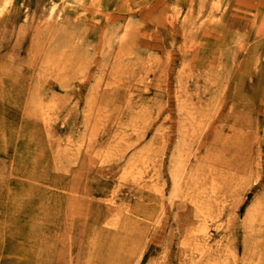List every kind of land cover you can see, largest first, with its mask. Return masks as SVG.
I'll return each mask as SVG.
<instances>
[{
  "label": "rangeland",
  "instance_id": "374dc122",
  "mask_svg": "<svg viewBox=\"0 0 264 264\" xmlns=\"http://www.w3.org/2000/svg\"><path fill=\"white\" fill-rule=\"evenodd\" d=\"M131 1L104 0L103 3L112 15H118L125 14ZM146 1L147 7L154 9L149 4L153 0H142L145 6ZM249 1L262 5L260 0ZM24 3L27 0H12L11 6L19 8ZM155 3L158 16L156 11L153 15L132 19L137 43L125 50V56L119 58V67L112 60L109 64L107 57L95 47L85 48L75 25L66 26L71 39L63 43L67 47H61L60 54L44 44L47 36L34 37L30 30L20 33V22L0 28V68L7 69L0 73L2 94H20L30 84L32 98L28 100V94L24 93V99L44 111L42 119L46 123L43 125L49 130L38 142L39 151L28 148L32 147V140L23 138L22 134L29 135L25 131L19 132L22 137L14 145L0 141V190L4 197L0 201V217L5 215L2 208L14 202L13 196L6 193V185H1L2 181L10 180L7 186L18 192V181L34 185L25 191L21 205L10 203L8 214L12 217L0 222V264H33L31 259H37L38 264H125L127 261L134 264L138 234L127 229L125 220L118 236L107 235L101 239L91 229L100 223L102 215L88 214L85 202L68 201L45 215L37 223L39 227L44 226L43 230H37L44 235L31 249L32 243L24 241L27 221L34 216V205L48 195L46 191H55L58 186L74 189L79 198L94 196L91 200L102 204L108 203L109 193L114 192V207L125 208L127 217L133 215L141 223L154 225L156 231L140 248L143 253L138 264H264L262 240L257 252L243 250L244 239L253 234L248 224L255 226L262 219L264 229V104H255L256 111L246 119L249 122L237 116L234 125V118L228 124L214 125L220 126L218 129L229 126L228 134L203 140L207 129L203 131L202 127L199 139L192 127L205 111L216 105L211 102L218 101L221 89L220 78L214 74L215 65L211 63H225L227 45L211 40L209 46H203V40L205 43L207 39L203 38L206 0H156ZM141 6L144 8L140 3L138 7ZM30 7L34 18L38 14L33 4ZM171 9L178 15L173 24L168 18L165 20ZM256 21L252 24L256 26V33L246 28L240 32L249 43L264 31V15H257ZM100 25L103 31L88 33L87 44L97 47L110 36L112 25L105 22ZM152 57L155 62L149 70L148 59ZM30 77L33 78L30 80ZM258 96L260 100L256 102L263 99V88ZM30 107V112L25 110L22 114L39 119L30 114ZM4 108L6 105L0 103V126L6 125V134L12 116ZM27 125L31 128L32 123ZM81 136L96 149L97 156L88 162L67 163L69 171H63L64 178L59 171H51L50 177L46 173L39 175L37 166L33 165L28 172L20 165L27 161L25 151L38 152L33 162L41 159L43 151L51 159V144H56L58 152L72 150L86 142ZM177 152H187L181 182L188 186L179 193L170 178L171 160ZM9 157L16 174L7 167ZM194 166L198 170L195 175L200 178L189 179V170ZM122 168L127 173L122 174ZM71 174L76 177L71 179ZM140 177L143 179L139 180ZM33 190L39 193H32ZM205 190L210 199L203 194ZM172 191L177 196L169 197ZM160 195L163 210L154 223L160 211L154 214ZM253 208L254 215L247 218V211ZM42 214L38 211L36 217ZM198 225L207 227L214 246V252L206 258L192 250L193 244L192 248L185 245L190 228L198 230Z\"/></svg>",
  "mask_w": 264,
  "mask_h": 264
},
{
  "label": "bare ground",
  "instance_id": "6f19581e",
  "mask_svg": "<svg viewBox=\"0 0 264 264\" xmlns=\"http://www.w3.org/2000/svg\"><path fill=\"white\" fill-rule=\"evenodd\" d=\"M155 1L153 0L149 3L150 7H152L153 5L154 8L150 9L147 7V1L145 6L142 0H132V8H129V6H127V8L124 10L125 14L120 12L121 14L112 15L114 13L106 9V5L103 3L104 0H27V3H24L22 5L23 7L19 8L11 6L12 0H0V28H6L7 26H11L14 23L20 22L21 26H18L20 27V33L25 34L27 33V30H30L32 31V35H34V37L39 36V34L47 36L44 44L47 45L48 48L51 47L52 49H56V52L60 54L61 47H67L63 43H67L69 39H71L70 36L67 35L66 26L69 24H71L72 26L75 25L79 38L82 40L83 44L86 45L85 48L93 49L95 47L96 49L102 51V53L107 57L109 64L112 60L113 62L115 61L114 63L116 67H119L121 61L119 60V58L125 56V50H129L131 46L136 45L137 43L135 40L137 35L131 28L132 19L140 15H153L156 11V16H158L159 13ZM260 2L262 5L252 4V1L249 0H206V4L203 3V38H207L205 40V43L203 40V46H209L211 40L215 43L223 41L226 43L227 49L224 53V56L226 58L224 64L216 65L215 61L211 63V65H215L214 74H216V77L220 78L221 89L219 92V96L216 95L218 96V101L211 102L212 104L216 103V109L215 106H211V108L205 111L203 113V116H201V118L196 121V125L192 127V131L196 135H198L197 137L199 139L201 138L199 135L202 133V127H204L203 131L207 129L205 134L203 135V140L207 139L208 137H210V139L212 137L216 139L217 135L223 136L228 134L231 130L229 126H223L221 129H218L220 126L214 127V125L217 122L219 124L223 122H226L228 124V122L233 118L234 119L232 120V122L234 125L237 116L245 117L244 121L249 122L246 119H250L251 112L256 111L257 105L255 104H264V97L261 101L256 102V99L260 100V96L257 97L258 93L260 92V88L264 89V84H261V80H264V36H262L264 35V31L259 32V37L255 35L252 38V43L246 41L247 38H242L244 34H240L241 30L245 28L247 30H252V33L257 32L256 26L254 27L252 24L255 25L257 23V15H264V1L260 0ZM30 3L34 5V9L38 14L34 18L31 16L33 11L30 7ZM140 3L144 6V8L142 6L138 7ZM239 5H242V7H240ZM197 12L200 13L201 10H198ZM176 13L177 12L175 9H171L169 16L165 17V20L168 18L171 22L170 24H173L174 20H178V15ZM230 17H233L234 19ZM103 22H105V24L110 23L112 25L110 36L107 35V38H104L103 40L104 44H98L97 47L90 43L87 44L85 41V37H87V34H96L100 31H103V27L100 25V23ZM248 22H250V26H248ZM89 23H91L92 25ZM198 29L199 28L197 27V30ZM262 29L264 30V27H262ZM37 30L41 31L37 32ZM208 31H210V33ZM211 31H213L214 33H211ZM137 62H142V60L137 59ZM154 62L155 58L152 57L151 59H148L149 70H151V66L154 65ZM155 69L156 68H154V70ZM6 71V67L3 66L2 68H0V73H4ZM31 78L33 77H30V80ZM1 89L2 87L0 86V94L3 93V90ZM24 93L28 94V100H31L33 93L30 84H27L25 86V89H23L20 94L18 92L15 94L12 92L11 94L6 93L5 95H0V99L2 100L0 101L1 105H6L7 108L4 109L9 111L10 116H12L9 120L11 126L8 125L7 130L9 131L6 134L4 133L6 125L0 126V141H4L8 144L14 145L18 143L16 139L23 136V138L25 137L29 140H32V147L28 148L39 151L41 145L38 142L43 139V133H49V130L47 131V129L43 125L46 123V119H42L45 113L43 110H40L41 108H39L38 105H32L30 102H26L24 99ZM18 95H20L19 98ZM106 98H112V96H107ZM111 102H113V99ZM12 103L13 105H11ZM29 107L31 110L30 114L34 113V116H37L39 119L35 118V120L34 117L27 116V114H22V111L25 110L30 112L28 110ZM228 110L229 112H226ZM211 117L213 119H211ZM27 119L28 121H26ZM140 119L144 118L140 117ZM144 122H147L146 118ZM29 123H32L31 128L27 127V124ZM23 131H25V133L29 135L22 134ZM19 132L22 134V136L19 135ZM81 137L86 142L81 143L79 147H75L72 150L58 152L57 150H55L56 144H51L50 152L52 154V160L50 159V154L43 151L41 159L35 160L33 162L32 158L37 156L38 152H34L32 150H24L26 152L27 161L20 162V165L24 166V168H26V171L28 172L33 169V165L34 168L37 166L36 170L39 175H43L46 173L47 176L50 177L51 171H59L61 173V177L64 178L65 176L63 171H69L66 165L67 163L75 165L76 162H79L80 160L83 162H88L92 158H94V156H97L96 149L93 148L86 137ZM33 141L36 143V145L33 144ZM186 158L187 152H177L176 156H174L171 160L172 163L170 167V178L172 184L174 185V190H176V192L178 193L181 190L185 191L186 186H188L184 185L187 184L186 182H181L183 176L181 174ZM23 160H25V156L23 157ZM8 161V169H10L13 174H16L12 166L13 161L10 157ZM31 162L33 163L31 164ZM51 162H53L52 166L50 165ZM196 168L197 166H194L189 170V179L193 177V179H196L197 177L200 178L199 175H195L198 172ZM123 171L124 168H122V174L127 173ZM75 177V174L70 175L71 179ZM142 179V177L139 178V180ZM55 182L58 181H54V183ZM10 183V180H6L2 181L1 185H6V187H4L5 189H7L6 193L9 192L11 196H13L14 202L13 204L12 202L10 203L12 205L16 203L18 205H21L23 200H25V191L31 186L33 188L34 185L30 184L29 186V184H27L26 182L24 183L18 181V184L16 185V187L19 189L18 192L16 188H10V186H7L10 185ZM45 183L47 182L45 181ZM206 190H208V188H206ZM206 190L205 192H203V194H205L206 199H210L211 196H207ZM65 192H69L70 194L66 195L64 194ZM32 193L39 192L33 190ZM46 193H48V195H45L43 197L41 203L34 205V216L29 217V220L27 221L28 232L26 238H24V241L32 243L31 249L35 247L36 243H39L44 235L43 232L38 233V231L44 229V226L39 227L37 223H41V219H44L45 215L49 214V212H54L59 206H65V202L68 201H73V203L85 202V205L87 207V209L85 208V210L88 214H92V217H95L96 215H102L100 223H98V225L94 226L93 224L91 226H94L91 229V232L95 235L100 236L101 239L103 236L107 235H109L110 237L118 236L123 229V224L126 220L125 226L127 227V229L133 230V232L138 234V237L135 238V243L138 242L139 246L135 249V252H133V258L135 259L132 261V263L134 264H138V261L141 258L143 250L141 252L140 248L144 244V240L151 237V235L156 231L154 225L141 223V221L137 220L133 215L131 217H127V211L125 208L114 207V192L109 193L111 198H109L108 203L106 202V204L91 200L94 196H88V198L87 196H85L84 198H79L77 192L74 191V189L68 187L66 188L65 186H58L55 191L49 190L46 191ZM170 196L175 197L177 196V193L172 191L169 194V197ZM159 197L160 199L157 200L159 206H153L155 207V209L153 208L154 214L158 209L160 210L156 216L157 218L154 220V223L158 221V215L162 213L163 210V200L161 199V195ZM3 198V192L2 190H0V201ZM10 203L8 204V201H5V204L8 205L1 210L5 215L3 216V218L0 217V222H5L6 217H12V214H8L9 210L11 209ZM254 207L256 208V205ZM38 211H40V213H43L42 216L40 215L41 217H36V213ZM122 212H126L125 215H123ZM246 215L247 218H251L254 215V208L248 210ZM261 222L262 219H260L255 226L252 223L248 224V228L252 229L253 234L252 237L250 236V238H245L243 241V250L245 251V253H254L255 251L257 252L260 246L259 241L261 240L263 241L264 245V229L262 228L263 226ZM35 226L39 228L36 229ZM120 226L121 229H118V227ZM31 227L36 229V231H34V229H32ZM197 227L198 230L190 228V231L188 233L189 241H186L185 245H187L188 248H192L193 244L195 247H193L192 250L197 251L199 257L206 258L208 257V255L214 252L212 238L207 227L200 225H198ZM70 244L71 242L68 243L69 246ZM20 246H22V244ZM95 252L98 253V251ZM1 253L2 252H0V254ZM189 259V261L192 262V258ZM70 260L72 261V259ZM105 262L108 263L107 258ZM127 262H125V264H128ZM31 263L38 264V261L37 259H31Z\"/></svg>",
  "mask_w": 264,
  "mask_h": 264
}]
</instances>
